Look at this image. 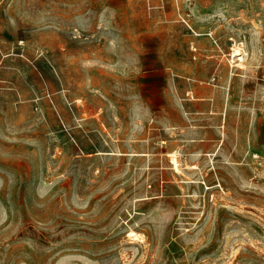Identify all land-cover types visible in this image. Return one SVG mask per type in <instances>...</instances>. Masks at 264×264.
<instances>
[{"label":"rangeland","instance_id":"1","mask_svg":"<svg viewBox=\"0 0 264 264\" xmlns=\"http://www.w3.org/2000/svg\"><path fill=\"white\" fill-rule=\"evenodd\" d=\"M263 121L251 0H0V264H264Z\"/></svg>","mask_w":264,"mask_h":264},{"label":"clouds","instance_id":"2","mask_svg":"<svg viewBox=\"0 0 264 264\" xmlns=\"http://www.w3.org/2000/svg\"><path fill=\"white\" fill-rule=\"evenodd\" d=\"M129 104V120L133 132L140 130L142 124L151 118L154 114L149 105L144 101L140 94L127 97Z\"/></svg>","mask_w":264,"mask_h":264},{"label":"bare ground","instance_id":"3","mask_svg":"<svg viewBox=\"0 0 264 264\" xmlns=\"http://www.w3.org/2000/svg\"><path fill=\"white\" fill-rule=\"evenodd\" d=\"M242 47L238 46L236 47L234 50H233V53H232V58L234 60H236L237 64L236 66H240V68H243L244 67V64H243V61L245 60V55L246 53L242 52ZM109 154V153H108ZM180 154V153H179ZM111 155V154H110ZM256 154H254V158H255ZM171 164L173 165V169L177 172V173H181V168H180V162H179V159H178V156L177 155H172L171 158ZM182 162V160H181ZM194 167V166H193ZM192 168V166H191ZM214 168V167H213ZM215 170V169H214ZM210 171V170H209ZM220 185V184H219ZM217 186V185H216ZM213 188V187H212ZM132 236L133 239L136 238L137 234L136 233H133L131 232L130 233ZM136 241V240H135Z\"/></svg>","mask_w":264,"mask_h":264},{"label":"crops","instance_id":"4","mask_svg":"<svg viewBox=\"0 0 264 264\" xmlns=\"http://www.w3.org/2000/svg\"><path fill=\"white\" fill-rule=\"evenodd\" d=\"M251 2H252V4L253 5H256L257 6V9L258 10H261V15H262V19H264V0H251ZM224 116H225V114H223V117H222V119H221V122H220V124H219V128H225V126L223 125L224 123L223 122H225L226 123V121H225V119H224ZM263 132H264V121H263V128L261 129ZM253 132V131H252ZM258 132H259V128H258V126H257V128L254 130V132L253 133H256V134H258ZM219 133H221V130H219ZM221 138H223V136H221ZM220 138V139H221ZM221 145V144H220ZM257 152V151H256ZM258 153V152H257Z\"/></svg>","mask_w":264,"mask_h":264}]
</instances>
